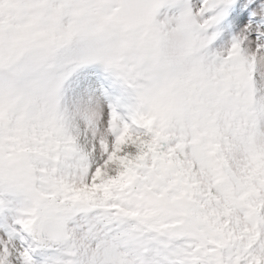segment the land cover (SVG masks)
<instances>
[{
  "label": "snow or ice",
  "instance_id": "6c2138e0",
  "mask_svg": "<svg viewBox=\"0 0 264 264\" xmlns=\"http://www.w3.org/2000/svg\"><path fill=\"white\" fill-rule=\"evenodd\" d=\"M0 264H264V0H0Z\"/></svg>",
  "mask_w": 264,
  "mask_h": 264
}]
</instances>
